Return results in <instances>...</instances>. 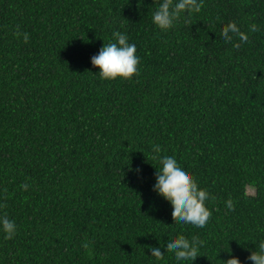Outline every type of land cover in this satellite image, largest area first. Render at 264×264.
Masks as SVG:
<instances>
[{"label":"trees","instance_id":"obj_1","mask_svg":"<svg viewBox=\"0 0 264 264\" xmlns=\"http://www.w3.org/2000/svg\"><path fill=\"white\" fill-rule=\"evenodd\" d=\"M200 5L163 31L159 0H0V215L17 225L0 232V264H178L150 245L179 234L202 242L179 264H251L264 240V0ZM230 21L258 30L233 48ZM117 31L138 74L104 80L91 57ZM169 151L210 194L202 228L155 190Z\"/></svg>","mask_w":264,"mask_h":264},{"label":"clouds","instance_id":"obj_2","mask_svg":"<svg viewBox=\"0 0 264 264\" xmlns=\"http://www.w3.org/2000/svg\"><path fill=\"white\" fill-rule=\"evenodd\" d=\"M200 0H159V6L152 14V22L161 30L167 31L172 28L182 12L199 11ZM258 30L256 24L248 26V32L242 31L235 21L223 24L221 36L226 42H232L233 48H239L241 44L249 40L250 32ZM115 42L103 44L98 53L91 57V63L97 66L99 77L104 80H113L118 77L131 79L138 74L139 57L136 55V46L129 42L126 34L119 31L113 33ZM25 42L28 41V33L23 34ZM160 167L156 168L155 190L167 198L172 205L171 212L176 219L198 228L204 227L211 215L206 205L209 199V192L198 186L191 169L183 163L177 154L169 151L159 157ZM28 184L23 188L27 190ZM226 207L233 209L231 199L226 201ZM0 232L6 238L11 239L17 232V225L14 220L6 215H0ZM202 242L196 237L191 239L183 234L169 236L164 245L160 242L150 245L156 256L165 254V249L174 251L175 259L178 262L194 261L199 255L198 249ZM247 260L251 264H264V240H260ZM224 264H244L237 256H230L223 260Z\"/></svg>","mask_w":264,"mask_h":264},{"label":"rangeland","instance_id":"obj_3","mask_svg":"<svg viewBox=\"0 0 264 264\" xmlns=\"http://www.w3.org/2000/svg\"><path fill=\"white\" fill-rule=\"evenodd\" d=\"M254 192H255L254 189L249 188V193H254Z\"/></svg>","mask_w":264,"mask_h":264}]
</instances>
